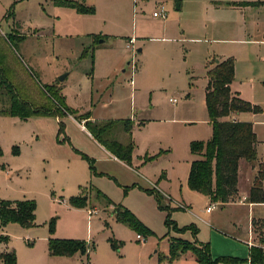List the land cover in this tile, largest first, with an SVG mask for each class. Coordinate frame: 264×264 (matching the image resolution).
Listing matches in <instances>:
<instances>
[{
    "label": "rangeland",
    "instance_id": "obj_1",
    "mask_svg": "<svg viewBox=\"0 0 264 264\" xmlns=\"http://www.w3.org/2000/svg\"><path fill=\"white\" fill-rule=\"evenodd\" d=\"M132 1L78 0L93 9L82 12L53 0H0V51L18 95L48 107L53 102L44 90L50 88L69 110L91 109L98 122L117 121L109 134L132 140L135 151L129 165L110 158L67 112L25 119L0 114V201L36 205L33 226L0 224L7 240H0V251L14 250V264H197L191 250L172 254L175 238L207 244L218 264H248V244L232 235L233 223L247 230L252 217L264 219V204L252 211L244 203H214L209 212L210 202L186 178L196 158L190 143L211 136L206 72L217 59L233 60V90L261 109L264 161V9L224 16L202 3L186 0L176 10L178 0H162L165 20L152 16L162 2H138L133 10ZM99 33L106 38L94 41ZM8 103L0 90V109ZM240 162L243 188L258 161ZM72 197L85 206H73ZM118 208L147 231L118 221ZM63 238L88 242L87 254H51L49 240Z\"/></svg>",
    "mask_w": 264,
    "mask_h": 264
},
{
    "label": "trees",
    "instance_id": "obj_2",
    "mask_svg": "<svg viewBox=\"0 0 264 264\" xmlns=\"http://www.w3.org/2000/svg\"><path fill=\"white\" fill-rule=\"evenodd\" d=\"M60 6L74 7L78 11L91 12L93 9L85 7L78 0H53ZM262 5L264 2L233 3V5ZM11 36V35H10ZM10 36L4 38L10 40ZM9 43V42H8ZM6 63L0 51V90H3L8 100V107L0 109V114L25 119L31 115L56 114L67 112L78 121L90 117L89 112L75 115V112L65 105L64 97L45 88V92L51 98L53 104L48 107H35L23 100L15 90L13 84L5 76ZM207 83L205 87V103L208 112V120L211 124V136L207 141H192L190 152L196 156L190 162L187 186L196 192L206 195L213 202H229L238 195L237 183L240 160L244 159L254 163L257 160V138L251 122L239 121L232 118L241 112H260L257 105L240 98L230 89V83L234 79V62L231 58L214 62L213 67L206 72ZM117 121H86L85 127L101 145L114 154L117 158L129 164L134 144L132 140L121 143L111 137V127ZM131 123H124V129L130 133ZM1 153V151H0ZM258 169L253 177L247 196L248 202H264L262 183L264 180V163L258 162ZM82 197L71 198L70 202L75 207L85 206ZM85 199V198H84ZM159 202V196L156 194ZM81 202H80V201ZM36 205L33 200H1L0 201V224L9 222L17 223L23 227L33 226L35 220ZM115 216L118 221L129 224L139 229H145L140 221L126 209H116ZM170 223H168L169 225ZM194 233L196 228L191 226ZM147 231V229H145ZM1 241H7L0 237ZM258 246L249 248L247 262L249 264H264V237ZM172 254L176 250H191L198 264H218L219 258L212 257L209 247L204 243H191L182 238H175L170 243ZM51 254L71 256L76 252L87 254L88 242L75 239H51L48 243ZM0 259L4 264H14L16 255L14 250L0 252Z\"/></svg>",
    "mask_w": 264,
    "mask_h": 264
},
{
    "label": "crops",
    "instance_id": "obj_3",
    "mask_svg": "<svg viewBox=\"0 0 264 264\" xmlns=\"http://www.w3.org/2000/svg\"><path fill=\"white\" fill-rule=\"evenodd\" d=\"M143 1V5L144 7H148L149 5H151L152 7L154 6V4H157L158 2H162L160 4H165L164 1L162 0H139L138 2H142ZM172 1H177V0H172ZM179 2H177V5L175 6V9L178 10L181 8L182 4H183V1H186V0H178ZM187 1H193L195 2L196 4L198 3H202V4H205L207 5L208 7L211 8V11L212 13H219L221 15H224V16H228L229 14H234L235 16H238V14L241 12V11H245V10H249L251 9L253 12H258L259 10L261 9H264V4L262 5H251V4H247V5H233V3H254V2H264V0H187ZM133 2V1H132ZM137 2V3H138ZM134 4L133 2V10H134V6L137 5ZM166 5V4H165ZM164 5V6H165ZM168 13H166V17H167ZM165 17V18H166ZM158 18V17H156ZM163 18V19H165ZM166 20V19H165ZM164 20V22H165ZM180 27V26H179ZM164 28V27H163ZM183 31V30H182ZM98 35V34H97ZM96 34H94V41H96V39H99V38H103L105 39L106 36L99 33V35L97 36ZM101 39L99 43H102L104 42L105 40ZM132 39V38H131ZM129 40L130 38L128 39V43H129ZM138 51H140V49H138ZM215 62H219V60L217 59ZM113 67V66H112ZM68 75V72H66V76ZM65 76V77H66ZM64 77V78H65ZM64 80V79H63ZM59 81H62V80H59ZM234 81V79H233ZM232 81V82H233ZM232 82L230 83V89L233 93H236L240 98H242L240 95H239V91H236V90H233L232 88ZM254 91V90H253ZM101 98V97H100ZM243 99V98H242ZM100 100V99H99ZM245 100V99H244ZM63 101L65 102V97L63 99ZM253 102H256V103H259V100H256L255 97H253ZM66 105V104H65ZM72 111H74L77 115H82L84 114L85 112H89L90 114V117L87 118V119H82L80 121H78L77 119H75L73 117V115L69 114V117L72 118V120L77 124V126L79 127L80 130H82L86 136H88L93 142H95V144L106 154L108 155L110 158L116 160L117 162H120L122 164H125V165H129L127 164L126 162L122 161L121 159L117 158L114 154H112L109 150H107L103 145H101L96 139L93 138V136L90 134V132L87 130V128L85 127V122L86 121H98L97 119L94 118V115L92 113V110L91 109H82V107H79L78 109H71ZM87 110V111H86ZM260 113V112H259ZM257 116V113L255 112H250V111H247V112H241V113H237L236 115H233L232 118L236 119V120H239V121H248V122H251L252 123V126H253V131L256 135V138H257V155H258V158H257V161L258 162H263V159H262V152L260 153V149H261V146L263 145L262 144V139L263 137L261 135H259V130L257 128L258 124L257 122L259 121V118H256ZM127 124H130V122H127ZM210 124V122H209ZM138 125V124H137ZM136 125V126H137ZM210 129H211V124H210ZM132 131V129H131ZM113 138V137H112ZM121 142V141H119ZM128 142V141H127ZM126 142V143H127ZM121 143H125V142H121ZM135 151L133 150V153H132V158H133V155H134ZM146 160H150V158H144ZM193 156H192V160H193ZM147 162V161H146ZM146 162H143V160L140 159V161H138V163L140 165H142L143 163H146ZM191 162V161H190ZM190 166V164H189ZM240 167H241V162L239 164V172H240ZM189 171V170H188ZM239 172H238V182H239ZM253 169L250 168V173H246L245 174V179H244V186L243 188H241L239 186V184L237 183V189H238V195L237 197L234 199V200H231L229 202H225V203H222V202H213L210 200V198L206 195H203L199 192H197L198 194H200L199 196H201L204 200H206L207 202H210V205L208 207H211V209L214 208V203L221 206V205H227V204H230V203H244V204H247L248 207H251V210L253 211V208L255 206H259V205H263L264 202H248L247 201V196H248V193H249V190H250V187H251V183H252V180H253V177L255 176L256 172L254 171L253 173ZM252 173V174H251ZM188 176V174H187ZM186 184H187V178H186ZM190 189V188H189ZM262 189H263V192H264V180H263V183H262ZM146 192H149L148 189H144ZM191 190V189H190ZM193 191V190H192ZM196 192V191H194ZM151 193V192H150ZM110 210L113 209V206L110 205ZM187 209V208H185ZM211 209H209V212H211ZM260 220H264V219H261V218H254L252 217L251 219V222L248 223V226H247V230H243L240 229V225L237 224V223H233L235 226L238 227L237 230H235L233 232L232 235H235L237 238H240L244 241H246V243L248 244V247H247V250H248V253H249V248L251 246H258L260 243V240L264 237V223H257V221H260ZM210 223H213V224H216L214 222H210ZM218 225V224H217ZM215 227V226H213ZM216 228V227H215ZM137 237V236H136ZM138 239V238H137ZM139 240V239H138ZM258 241V242H257ZM262 247L264 248V245H262ZM1 252V251H0ZM74 255V254H73ZM71 255V256H73ZM71 256H66V258H69ZM213 257V256H212ZM247 257H248V254H247ZM1 260V259H0ZM196 260V259H195ZM3 262V261H2ZM197 262V261H196ZM198 264V263H197ZM249 264V263H248Z\"/></svg>",
    "mask_w": 264,
    "mask_h": 264
},
{
    "label": "built area",
    "instance_id": "obj_4",
    "mask_svg": "<svg viewBox=\"0 0 264 264\" xmlns=\"http://www.w3.org/2000/svg\"><path fill=\"white\" fill-rule=\"evenodd\" d=\"M138 1H139V0H133L134 4H136ZM166 13H167V11H166L165 6H164L163 4H160V5L157 7V9L154 10V11L152 12V16H153V17H158V18H165V17H166ZM128 47H131L132 50H133V52H135V49L133 48V39H131V38H130V40H129ZM134 70H135V68L133 67V71H134ZM130 82L133 83L132 80H131ZM169 100L172 101V102L175 101L174 98H169ZM209 209H211V207H208V208H207V210H209ZM137 238H138L139 240H141V239H142V236H141L140 234H137Z\"/></svg>",
    "mask_w": 264,
    "mask_h": 264
},
{
    "label": "water",
    "instance_id": "obj_5",
    "mask_svg": "<svg viewBox=\"0 0 264 264\" xmlns=\"http://www.w3.org/2000/svg\"><path fill=\"white\" fill-rule=\"evenodd\" d=\"M65 76H66V74L64 73L63 75H61V76L59 77V80H63Z\"/></svg>",
    "mask_w": 264,
    "mask_h": 264
}]
</instances>
